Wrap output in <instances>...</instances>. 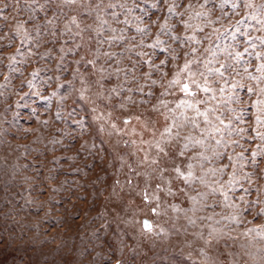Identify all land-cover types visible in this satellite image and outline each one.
<instances>
[{
  "label": "rangeland",
  "instance_id": "374dc122",
  "mask_svg": "<svg viewBox=\"0 0 264 264\" xmlns=\"http://www.w3.org/2000/svg\"><path fill=\"white\" fill-rule=\"evenodd\" d=\"M260 64L264 0H0V264H264Z\"/></svg>",
  "mask_w": 264,
  "mask_h": 264
},
{
  "label": "snow or ice",
  "instance_id": "6c2138e0",
  "mask_svg": "<svg viewBox=\"0 0 264 264\" xmlns=\"http://www.w3.org/2000/svg\"><path fill=\"white\" fill-rule=\"evenodd\" d=\"M169 11H172V9L170 8ZM245 51H247V49ZM236 55H237V57L242 56V54H240V53H237ZM222 67H224V66H222ZM256 70L261 73V76L260 77L252 76L251 78L253 80L264 79V64H260L259 66H257ZM181 71H188L190 73L191 70L189 68V63H185V65H184L183 69H181ZM207 71L210 75L213 73L218 74V75H223V73H221L220 69H208ZM245 71H247V69H245ZM192 75H194V74H192ZM201 75H203V74H201ZM179 76H180V73L179 72L176 73V78H174L172 81H170L169 84H170V86L171 85H181L180 91L182 93H184V95L187 97L195 98L198 95V92H210V91H212V89L207 86L208 85L207 77H205L204 85L202 86L200 84V82H198L196 79H190L189 82H184L181 84ZM193 86L198 91H193ZM247 91L249 93H253L256 90L249 87L247 89ZM221 92H223V89H221ZM259 92L264 93V88L259 89ZM202 103H203L202 100H195V102H189V100H181L180 104H178L177 107L184 106V107H187L189 109H193V110H195L196 116H204L206 118L207 117L206 111L201 112L200 109L197 107L198 104H202ZM254 103L257 106V112H258V114L256 116V123L258 125H264V100H257ZM191 122L194 125L196 123V121L194 119ZM217 131H219V129H217ZM240 131H245V130L241 129ZM254 131H256V130H254ZM256 136L260 137L261 140H264V133L256 131ZM196 143H202V141H196ZM161 151H163V149H161ZM253 155L255 156V155H257V153H253ZM176 171L178 173H180L179 169H177ZM180 175H183V173H180ZM187 175L189 178H191L192 177L191 171H189ZM241 199H242V197H241ZM261 211L264 212V209H262ZM148 226L149 225L146 224V227H148ZM253 231H255V229H249L248 230V232H253ZM261 231L264 232V228H262Z\"/></svg>",
  "mask_w": 264,
  "mask_h": 264
}]
</instances>
